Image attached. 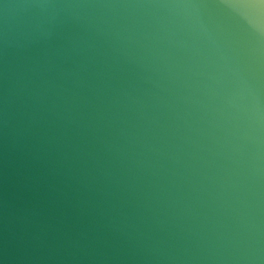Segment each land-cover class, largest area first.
I'll return each mask as SVG.
<instances>
[{
    "label": "water",
    "instance_id": "1",
    "mask_svg": "<svg viewBox=\"0 0 264 264\" xmlns=\"http://www.w3.org/2000/svg\"><path fill=\"white\" fill-rule=\"evenodd\" d=\"M0 0V264H264V0Z\"/></svg>",
    "mask_w": 264,
    "mask_h": 264
},
{
    "label": "clouds",
    "instance_id": "2",
    "mask_svg": "<svg viewBox=\"0 0 264 264\" xmlns=\"http://www.w3.org/2000/svg\"><path fill=\"white\" fill-rule=\"evenodd\" d=\"M30 7L35 10V15L40 18L47 10H69L84 6L77 0H34Z\"/></svg>",
    "mask_w": 264,
    "mask_h": 264
}]
</instances>
